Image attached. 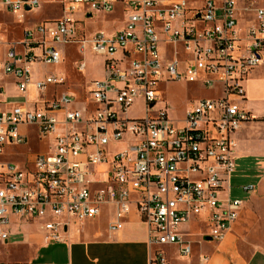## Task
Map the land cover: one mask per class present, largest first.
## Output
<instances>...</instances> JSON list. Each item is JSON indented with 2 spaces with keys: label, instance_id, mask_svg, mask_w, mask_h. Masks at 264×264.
Masks as SVG:
<instances>
[{
  "label": "built area",
  "instance_id": "2783aa9c",
  "mask_svg": "<svg viewBox=\"0 0 264 264\" xmlns=\"http://www.w3.org/2000/svg\"><path fill=\"white\" fill-rule=\"evenodd\" d=\"M240 1L64 0L62 17L24 30V51L11 46L0 59V80L14 78L26 98L34 85L40 100L0 105V157L8 147L27 144L30 133L50 149L29 153L24 164L0 159V264L14 219L38 221L49 244L107 205L116 206L111 234L124 228L136 205L149 242L158 246L153 264H168L162 246L192 253L184 224L204 219L210 235L202 230V236L225 238L246 205L231 194L236 133L253 118L233 103L244 102V83L264 57V0H246L243 10L254 11L255 22L245 29L236 17ZM118 4L126 5L127 22L115 35H87L74 16L85 8L112 12ZM40 5L0 0V11L23 22ZM70 44L78 45L79 73L87 50L106 57V76L92 81L91 98L80 106L68 91L57 90L65 74L32 79L33 63H61L62 47ZM169 80L199 82L219 95L200 98L184 119H171L172 106H158V90ZM139 99L143 115L134 117L130 110Z\"/></svg>",
  "mask_w": 264,
  "mask_h": 264
},
{
  "label": "crops",
  "instance_id": "0c3cea01",
  "mask_svg": "<svg viewBox=\"0 0 264 264\" xmlns=\"http://www.w3.org/2000/svg\"><path fill=\"white\" fill-rule=\"evenodd\" d=\"M63 1L41 0V5L36 10L42 9L44 5H50L51 14H48L33 25L25 26L18 37L16 35V26L24 23L26 20L18 22L14 19L13 25H5L3 22H0L2 26H5L2 27L4 31L0 33L2 39L0 59H4L6 51L11 46L16 47L18 51H24L19 41L22 39L26 28L35 27L42 22L62 17ZM240 3L242 6L239 7L238 11L245 13V25L239 20L238 23L240 27L245 29L255 22V13L254 11L247 12L243 10L246 0H241ZM262 4H264V1ZM125 8V4H118L112 12H90L85 8L75 13L74 16L79 20L80 29L87 34L81 24L82 21L97 14L117 13L120 11L122 14V24L120 26L111 30H108V27L107 29H96L88 33L92 35L100 30H105L107 34L115 35L126 25L127 14ZM0 12L10 14L5 10ZM115 18H118V16ZM67 46L76 47L78 50L77 44ZM67 46L62 47L63 51ZM9 84L15 85L14 78L4 77L0 80V105L5 108L16 103L30 102V97L37 92L35 86L31 85L29 87L28 98L20 95L21 93L19 92L16 94H19L22 100L12 102L10 99L16 94L12 95L7 92L6 88ZM244 86L246 90L243 102L244 106L251 112L254 119H262L264 122V57L263 62L253 70L245 81ZM31 88L34 91H30ZM246 129H249L248 123L241 125L238 129L236 133L237 143L239 136ZM25 131L28 130L25 129ZM38 143L40 145L44 144L42 151L50 149L48 141L41 140ZM11 149L12 147H8L0 159L9 156ZM115 212L116 206L107 205L103 208L100 216L88 219L81 225L78 223L72 224L68 235L63 240L49 244L43 240L42 230L38 221L14 219L11 224L12 239L10 243L2 246L1 260L5 264H153V256L158 246H154L149 242V227L142 221L136 205H132L131 213L125 217L124 228L111 234L108 231V224L114 219ZM35 222L38 223L39 230L25 234L19 230L22 224H32ZM16 225L18 226L17 228H15ZM192 225L196 224H184L183 230L186 227L192 229ZM238 225L239 222L237 220L230 232L221 241L211 240L202 236V228L200 229L199 236H194L190 230H184L186 232L185 238L192 245V253L190 255L185 256L180 254L179 248L176 245L162 246L161 249L168 258V264H264V250L253 249L248 251L242 241V239H245L244 235L237 234Z\"/></svg>",
  "mask_w": 264,
  "mask_h": 264
},
{
  "label": "rangeland",
  "instance_id": "374dc122",
  "mask_svg": "<svg viewBox=\"0 0 264 264\" xmlns=\"http://www.w3.org/2000/svg\"><path fill=\"white\" fill-rule=\"evenodd\" d=\"M202 0H198L201 3ZM239 3L238 7H241ZM49 12V13H48ZM48 14H51L50 5H44L42 9L34 10L27 13L26 21L16 26V35H20L25 26L33 25L35 22L40 21ZM118 18H115L117 17ZM245 13L237 12L236 17L245 25ZM122 14L108 13L97 14L91 18H88L81 22L84 29L88 33L95 31L96 29H114L122 24ZM16 16L8 13L0 12V22L5 25H13ZM3 24V25H4ZM5 27V26H2ZM2 32L4 28H2ZM0 31V33H1ZM16 37V36H15ZM10 43V42H8ZM65 58L57 65H46L43 61H37L32 64V79H45L49 74H65L67 76L66 84L59 86L57 90L62 92L68 91L69 94L74 97L78 106L82 105V101L85 96L91 98V84L95 79H102L106 76V57L100 55L92 50H87L84 59L86 62L85 71L79 73L76 69V65L79 63L81 57L76 47L67 46L64 48ZM167 55H171L168 50ZM16 84H9L7 86V92L15 95L19 93ZM54 88H49L47 96L51 97ZM30 91H34L31 88ZM160 93V100L158 106H165L169 103L172 107L169 111L171 119H184L185 115L193 104L200 98H209L219 95V91L207 86H202L199 82H187L181 81H166L160 86L158 90ZM21 95V94H20ZM16 94L12 99V102H18L22 100L21 96ZM32 101L40 100L37 92L30 97ZM238 108L244 107V104L235 101L233 103ZM144 101L137 100L130 110V114L134 117L143 115ZM247 110V109H246ZM262 122V123H261ZM249 129L243 131L239 136L237 152H236V168L232 174V189L231 194L234 198H241L246 202L245 208L238 219L239 225L237 226V234L244 235L245 239H242L244 246L248 251L253 249L264 250V122L262 119H248L243 121V124H247ZM40 139L35 134H30L27 144L21 146H14L9 152V156L2 157L8 160H13L18 164H24L27 155L30 153H36L44 149L43 145L38 143ZM42 146V147H41ZM118 148H122L121 144ZM28 155V157L30 156ZM105 167V166H103ZM254 186L253 190H246V187ZM18 226L16 225L15 228ZM39 225L37 222L32 224H22L19 230L22 233H29L37 231ZM192 229L185 228L194 236L200 235V229L206 230L210 235V229L202 219L201 224L192 225ZM191 235V234H190Z\"/></svg>",
  "mask_w": 264,
  "mask_h": 264
},
{
  "label": "water",
  "instance_id": "95a60500",
  "mask_svg": "<svg viewBox=\"0 0 264 264\" xmlns=\"http://www.w3.org/2000/svg\"><path fill=\"white\" fill-rule=\"evenodd\" d=\"M27 8L29 9V6Z\"/></svg>",
  "mask_w": 264,
  "mask_h": 264
}]
</instances>
